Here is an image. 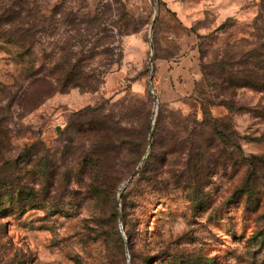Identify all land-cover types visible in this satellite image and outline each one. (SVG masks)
Masks as SVG:
<instances>
[{"label": "rangeland", "instance_id": "1", "mask_svg": "<svg viewBox=\"0 0 264 264\" xmlns=\"http://www.w3.org/2000/svg\"><path fill=\"white\" fill-rule=\"evenodd\" d=\"M4 4L36 20L26 55L0 37V87L77 60L96 81L33 109L0 91L25 201L0 264H264V88L238 82L264 74V0Z\"/></svg>", "mask_w": 264, "mask_h": 264}, {"label": "trees", "instance_id": "2", "mask_svg": "<svg viewBox=\"0 0 264 264\" xmlns=\"http://www.w3.org/2000/svg\"><path fill=\"white\" fill-rule=\"evenodd\" d=\"M35 17L36 16H34V13H30L29 10H25L23 13V8L20 6H15L12 4L0 5V37L18 46L21 50V55H26V53L30 52L31 45L29 44L26 46L24 44V41L26 36H29L35 29ZM29 20L32 21L30 25L28 23ZM262 57L263 60L261 61L264 62V55ZM79 65L80 64L78 60L74 64L69 63V66H71L70 69L67 72L61 74L56 73L55 69H51L46 73L36 74L32 72V69L25 68V70L22 72L23 78L29 79L27 83L29 85L26 86L24 90H22V93L20 92L18 94L12 92V85L1 86L0 91L4 92V95L8 96L10 101L20 97L25 98V100L27 101L26 103L30 106V109H33L44 98L52 95L56 91L63 92L68 90L67 88L72 87H78L82 89V91H92L93 89H95V87L93 86V82L96 81V78L90 73H85L81 69L75 70L79 67ZM246 78L248 80H238V82L245 81L244 83H247L252 87L264 88V74L254 73L250 71L246 74ZM2 114H5V112L3 111ZM3 122L4 118L1 117L0 133H4L5 135H2L0 137V141H2V139H6L7 134L6 129L2 127ZM96 126L94 127L96 132H99L101 127H104L101 123H97ZM94 128L92 127V129ZM236 147L237 149H240L238 145ZM90 154L85 156L89 159ZM128 184L123 187L122 191L126 189ZM12 185L13 182L8 181L5 173L0 174V217L7 216L9 213H12L14 211H19V209H22V206H24L25 204V201H22V199L24 198L23 190H21V188L19 187L17 188L16 192L13 190L15 189V187ZM18 206L19 208H17L16 210L15 208ZM125 235L128 241H130L131 235L129 234V232H127V230L125 231Z\"/></svg>", "mask_w": 264, "mask_h": 264}, {"label": "water", "instance_id": "3", "mask_svg": "<svg viewBox=\"0 0 264 264\" xmlns=\"http://www.w3.org/2000/svg\"><path fill=\"white\" fill-rule=\"evenodd\" d=\"M149 81H151V77L149 78ZM154 104L156 105V98H154ZM128 181L129 179L122 183V188L128 183Z\"/></svg>", "mask_w": 264, "mask_h": 264}]
</instances>
